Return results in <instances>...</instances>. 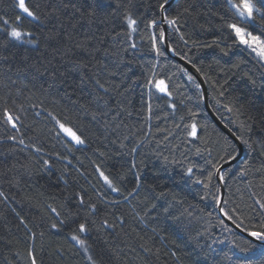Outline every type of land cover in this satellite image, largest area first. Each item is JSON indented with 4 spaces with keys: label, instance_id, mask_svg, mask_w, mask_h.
<instances>
[{
    "label": "trees",
    "instance_id": "16d2710c",
    "mask_svg": "<svg viewBox=\"0 0 264 264\" xmlns=\"http://www.w3.org/2000/svg\"><path fill=\"white\" fill-rule=\"evenodd\" d=\"M164 2L25 0L31 20L18 0H0V264H90L89 255L97 264H264V244L217 211L215 172L237 146L205 110L196 78L163 49ZM164 13L170 45L242 142L221 172L222 209L243 230L264 231V63L227 27L258 35L264 16L244 23L227 0H173ZM13 27L36 43L13 40ZM5 109L19 117L15 129ZM84 221L89 231L75 233Z\"/></svg>",
    "mask_w": 264,
    "mask_h": 264
},
{
    "label": "snow or ice",
    "instance_id": "6c2138e0",
    "mask_svg": "<svg viewBox=\"0 0 264 264\" xmlns=\"http://www.w3.org/2000/svg\"><path fill=\"white\" fill-rule=\"evenodd\" d=\"M228 4L230 5L231 9L234 10L235 15L239 17V19L247 24H254V14H261V10L259 7H256L255 4L252 2V0H239V2H234V0H227ZM258 2L264 4V0H258ZM165 3H167V0H165ZM161 8L164 7V5H160ZM18 10L21 11V13L25 16V18H30L31 20H38L39 17L36 16V14L29 9L28 6L25 4V0H18ZM264 16V14H261ZM20 16H17V21L20 20ZM128 20V26L133 28V31H135L134 25H136V20L132 19L131 17L127 18ZM5 25H7V21H3ZM155 24V21L152 22ZM169 24L175 23L174 20H169ZM227 27L231 30V33H234V41L236 46H244L246 49L250 50V52L255 53V55L261 60L264 61V32H260L258 35H254L253 31H249L245 27H241L236 23H230L227 25ZM8 36H10L13 40L20 41L22 43H36L34 39L26 40L25 37L32 36V33L30 32H23L19 30L16 27H13L10 32L7 33ZM161 38H163V32H161ZM213 43H216L215 41ZM231 47V45H230ZM160 91H165V88L163 87V81H161L159 84L156 85ZM103 87V85H101ZM4 116V123L11 125L13 129L17 126V121L19 120L18 116H14L11 112H9L7 109L4 110L3 113ZM60 129L71 138L72 141H74L76 144L80 145L83 144L85 141L81 138L80 135H78L71 127H67L64 124L59 125ZM190 135L195 136L196 135V128L195 125L192 126V132ZM11 139H15V137H12ZM23 143V141H21ZM45 164H48V161H44ZM193 171L192 168H188L187 172L191 174ZM100 176L103 177L105 183L109 185V187L112 186V181L109 179L107 175H105L103 172H100ZM222 178V177H221ZM113 191H119L117 188H112ZM84 198L83 196L80 197V203L83 204ZM95 206L93 205V208ZM261 208H264V204L260 205ZM53 212H55V209H52ZM59 215V213H57ZM231 219V217H229ZM107 223V221H105ZM52 228H56L57 225L54 223L51 225ZM89 231V223L88 221L80 222L75 229V233H86ZM250 236L255 237L257 240L264 242V231L256 232L252 231L249 233ZM72 240L76 241L77 244L83 248L85 252H88L89 249L86 247V241L84 239H81L79 235L73 234ZM87 259L90 261V264H97L96 259L93 258V256L89 255ZM32 264H36L35 258L32 260Z\"/></svg>",
    "mask_w": 264,
    "mask_h": 264
},
{
    "label": "water",
    "instance_id": "95a60500",
    "mask_svg": "<svg viewBox=\"0 0 264 264\" xmlns=\"http://www.w3.org/2000/svg\"><path fill=\"white\" fill-rule=\"evenodd\" d=\"M173 0H167V3H163L164 7L160 8V24L162 26V32H163V38H161V44L163 46V49L165 52L172 58H174L178 63L183 65L189 72L192 73V75L196 78L198 81L200 88H201V94H202V102L205 110L211 117V119L214 121V123L224 132L226 133L236 144L237 146V152L234 156L231 158L223 161L216 169L215 172V177L218 182L219 186V195H218V200H217V211L220 215V217L231 227L236 229L241 235L248 237L256 242L264 244V242H261L257 240L255 237H252L249 235L250 232L252 231H246L243 230L238 224H236L232 219H229V217L225 214V212L222 209V201H223V196H224V184H223V179L221 178V172L222 170L228 166L231 163H234L237 161L243 152V146L241 140L238 138V136L234 133V131L229 128L223 120L217 116V114L214 112L213 108L210 105L209 98H208V90H207V85L205 83V80L203 79L202 75L200 72L197 70V68L188 60L177 54L172 46L170 45V42L168 40V25L167 21L165 18V13L164 9L167 5H169Z\"/></svg>",
    "mask_w": 264,
    "mask_h": 264
},
{
    "label": "rangeland",
    "instance_id": "374dc122",
    "mask_svg": "<svg viewBox=\"0 0 264 264\" xmlns=\"http://www.w3.org/2000/svg\"><path fill=\"white\" fill-rule=\"evenodd\" d=\"M255 35V34H254ZM254 55H255V53H253ZM256 56V55H255ZM257 57V56H256ZM263 63H264V61H263ZM257 232V231H256Z\"/></svg>",
    "mask_w": 264,
    "mask_h": 264
}]
</instances>
